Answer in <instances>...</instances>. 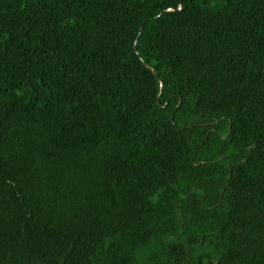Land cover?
Masks as SVG:
<instances>
[{
	"label": "trees",
	"instance_id": "1",
	"mask_svg": "<svg viewBox=\"0 0 264 264\" xmlns=\"http://www.w3.org/2000/svg\"><path fill=\"white\" fill-rule=\"evenodd\" d=\"M0 264H264V0H0Z\"/></svg>",
	"mask_w": 264,
	"mask_h": 264
}]
</instances>
